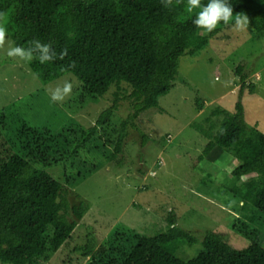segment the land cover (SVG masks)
I'll use <instances>...</instances> for the list:
<instances>
[{"label":"trees","instance_id":"16d2710c","mask_svg":"<svg viewBox=\"0 0 264 264\" xmlns=\"http://www.w3.org/2000/svg\"><path fill=\"white\" fill-rule=\"evenodd\" d=\"M228 2L234 17L246 15L254 31H264V0ZM0 11L8 13L12 44L27 47L31 40L39 39L50 43L57 54L67 49L62 60L27 63L42 84L73 75L79 82L80 104L98 101L113 87L111 105L94 125L80 130L64 127L58 135L46 127L26 124L14 113L13 104L0 110V145H7L0 152V263L46 264L88 210L82 202L69 205L67 201L64 184L70 183L72 157L90 163L84 155L101 131L112 146L106 160L120 167L119 155L129 128L137 129L136 118L158 108V99L169 93L180 58L198 55L232 22L206 32L192 23L199 9L188 13L184 4L169 9L162 0H0ZM73 62L75 67H70ZM234 70L241 88L233 113L215 142L205 147L200 161L212 164L230 150L236 151L237 163L225 174L222 192L239 202L242 217L235 218L231 228L249 245L238 249L224 235L210 231L199 240L177 226L170 211L166 231L134 236L135 243L124 257L117 251L115 256L108 252L107 259L102 256L95 264H264V246L259 241L264 228V133L248 131L241 93L247 86L253 94L255 85L245 84L247 76L241 65ZM197 104L201 109L200 99ZM123 105L129 108L125 117L117 115ZM115 115L119 119L114 121ZM244 136L250 137L253 146L249 155L240 158L242 151L232 145H238ZM142 137L145 145L148 137ZM60 140L67 149L58 148ZM59 164L67 165L63 183L40 169ZM245 176L249 177L242 180ZM198 243L201 248L193 258L177 255L182 245ZM94 246L89 241L77 251L94 259L102 250H94Z\"/></svg>","mask_w":264,"mask_h":264},{"label":"rangeland","instance_id":"374dc122","mask_svg":"<svg viewBox=\"0 0 264 264\" xmlns=\"http://www.w3.org/2000/svg\"><path fill=\"white\" fill-rule=\"evenodd\" d=\"M238 65L247 76L245 84L255 85L253 94L247 86L241 93L248 131L264 133V31H254L250 23L242 31L230 25L195 57L180 58L169 93L158 99V108L136 118L137 129L129 128L119 155L120 167L106 160L112 146L101 131L84 155L90 163L72 157L68 164L70 183L64 184L67 201L69 205L82 202L88 210L46 264H95L102 256L107 259L108 252L115 256L116 251L124 257L136 236L166 231L170 211L176 225L199 240L210 231L224 235L238 249L249 245L231 228L233 220L242 217L239 202L222 192L225 174L237 163L236 151L230 150L212 164L200 161L205 147L215 142L233 113L241 88L234 70ZM33 74L27 63L7 58L0 50V110L13 104L14 113L31 127H46L55 135L64 127L87 129L111 105L113 87L98 101L80 104L79 82L73 75L65 74L44 85ZM65 80L73 83L72 94L62 103L51 101L48 89ZM128 113L129 108L123 105L117 115ZM117 115L114 121L119 119ZM142 135L149 140L145 145ZM252 142L244 136L232 149L242 151L240 158L244 157L249 155ZM58 145L67 149L62 140ZM6 148L1 144L0 152ZM64 168L66 164L40 169L63 183ZM260 234L264 246V228ZM89 241L94 242V250L102 247L94 259L77 251ZM200 248V243L182 245L177 255L190 259Z\"/></svg>","mask_w":264,"mask_h":264},{"label":"clouds","instance_id":"9594fccd","mask_svg":"<svg viewBox=\"0 0 264 264\" xmlns=\"http://www.w3.org/2000/svg\"><path fill=\"white\" fill-rule=\"evenodd\" d=\"M165 8H172L180 4H184L185 10L188 13L195 11L192 23L206 32H212L221 23L232 26L237 31L244 30L249 20L246 15L237 13L233 16V9L228 0H208L207 4H202L201 0H162ZM8 13L0 11V50H3L7 58L18 59L25 63H31L33 60H38L39 63L55 61L63 59L67 55V49H63L59 54L55 51L50 43H41L39 39H33L27 47L11 44L8 40ZM7 45V47H6ZM70 67H75L73 62ZM34 78H38L37 74H33ZM73 83L65 80L61 84L48 89L51 101L62 103L72 94Z\"/></svg>","mask_w":264,"mask_h":264}]
</instances>
